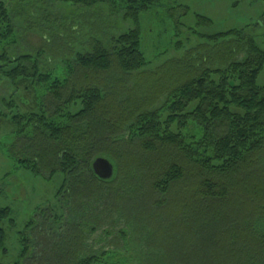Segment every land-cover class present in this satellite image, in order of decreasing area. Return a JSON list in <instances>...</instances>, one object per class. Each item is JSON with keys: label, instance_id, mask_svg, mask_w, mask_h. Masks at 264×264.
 Instances as JSON below:
<instances>
[{"label": "trees", "instance_id": "1", "mask_svg": "<svg viewBox=\"0 0 264 264\" xmlns=\"http://www.w3.org/2000/svg\"><path fill=\"white\" fill-rule=\"evenodd\" d=\"M6 1L0 76L31 101L24 113L4 102L0 132L9 126L14 135L4 152L44 180L63 176V214L39 210L16 264H107L117 252L92 250L88 235L121 222L144 246L139 264H264V51L253 38L245 30L200 35L207 44L149 70L140 16L160 0H37L84 12L78 27L74 17L47 14L48 36L20 53L11 50L16 34L34 30H15ZM121 12L133 29L115 36L103 23ZM98 158L112 163L111 180L94 175ZM10 217L0 209V222ZM194 238L201 250L189 251Z\"/></svg>", "mask_w": 264, "mask_h": 264}, {"label": "rangeland", "instance_id": "2", "mask_svg": "<svg viewBox=\"0 0 264 264\" xmlns=\"http://www.w3.org/2000/svg\"><path fill=\"white\" fill-rule=\"evenodd\" d=\"M21 2L8 0L5 3L14 19L16 31L28 27L34 30L28 33L27 38L16 34L14 42L16 46L12 44L11 50L18 47L20 53L25 51L21 49V46L25 45L26 41L28 44L38 46L41 37L48 36V24L40 23L47 18L45 17L47 14H50L49 19L56 17L58 21L66 16L74 17L72 21L75 27H78V16L84 12L78 7L60 2H50L44 7L37 0H21ZM107 8L103 18L109 14ZM198 16L210 19L212 24L209 26L200 24ZM110 18L111 20L103 25L115 36L133 29L131 22L123 20V12L111 15ZM81 22L82 26L87 22L89 25L93 23L91 20H81ZM41 27H43V33L39 31ZM140 28L141 50L149 62L147 66L149 70L156 69L164 62L181 59L196 47L207 44L208 41L199 37L200 35H214L230 30H245L255 44L264 51V0H160L147 13L140 16ZM4 48L5 45H0V54ZM241 59L242 56L238 58V61ZM54 63L49 66L55 68ZM55 71L59 74L65 73L62 67H57ZM257 85L264 86V70L257 79ZM10 86L8 81L0 76V113H7L4 102L10 98L17 104L18 110L24 113L23 108H26L23 106L24 103H30L31 100L24 98L23 91L16 92ZM163 100L160 105L164 103L165 100ZM193 132L196 133L194 130ZM13 141L11 127L5 126L0 132V209L8 208L13 222H9V219L0 222V228L5 233V252L0 250V264H16L20 261L22 234H25L26 226L39 214V210L50 208L57 216L63 214L57 205L56 198L57 193L60 192L63 176L56 174L51 180H44L17 168L14 160L7 157L4 152ZM126 227L121 222L115 228L108 229L110 234H104L101 230L97 231L88 235L87 244L94 251H109L110 255L117 252L119 257H113L107 264H124L126 259H132V257L133 260H129L126 264H139L137 253L143 250L144 246L140 245L142 242L135 237L133 231ZM122 229L126 234H120ZM197 239L194 238L193 247L191 244L187 246L189 251L201 250L200 241ZM159 241L164 242L162 236ZM203 244L208 250L226 248L224 244L219 247L207 241ZM202 249L205 248L202 246Z\"/></svg>", "mask_w": 264, "mask_h": 264}, {"label": "water", "instance_id": "3", "mask_svg": "<svg viewBox=\"0 0 264 264\" xmlns=\"http://www.w3.org/2000/svg\"><path fill=\"white\" fill-rule=\"evenodd\" d=\"M94 175L102 181L111 180L114 176L113 165L105 158H98L92 163Z\"/></svg>", "mask_w": 264, "mask_h": 264}]
</instances>
